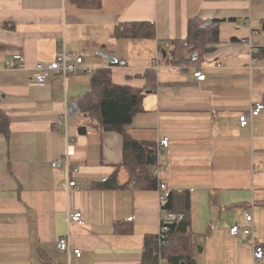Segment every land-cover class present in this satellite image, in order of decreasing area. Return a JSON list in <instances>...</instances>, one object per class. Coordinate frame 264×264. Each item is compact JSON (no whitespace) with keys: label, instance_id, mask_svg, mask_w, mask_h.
Returning a JSON list of instances; mask_svg holds the SVG:
<instances>
[{"label":"crops","instance_id":"obj_1","mask_svg":"<svg viewBox=\"0 0 264 264\" xmlns=\"http://www.w3.org/2000/svg\"><path fill=\"white\" fill-rule=\"evenodd\" d=\"M194 17L223 19L219 42L198 66L168 64L164 43L187 38ZM262 19L264 0H102L100 9L68 0H0V109L11 130L9 138L0 134V264H38L40 250L59 264H140L145 235L159 232L157 190L96 186L112 174L119 184L128 180L122 136L98 131L81 112L69 118V139L63 136L64 94L79 100L92 75L33 81L35 65L54 60L62 44L82 54L87 68H111L116 84L142 89L146 70H157L158 86L144 93L128 132L141 141L169 139L161 179L170 189H191L196 264H253L246 238L229 229L250 211L264 244V110L248 126L239 124L264 102V63L253 56L264 45ZM129 21L154 22L156 38L111 37L116 24ZM100 53L121 63L113 66ZM197 69L206 80L194 78ZM66 152L70 173L52 166ZM70 180L76 186L68 190ZM76 211L86 224L69 222ZM124 219L133 221V232L115 233L114 223ZM63 236L80 257L57 249Z\"/></svg>","mask_w":264,"mask_h":264},{"label":"trees","instance_id":"obj_2","mask_svg":"<svg viewBox=\"0 0 264 264\" xmlns=\"http://www.w3.org/2000/svg\"><path fill=\"white\" fill-rule=\"evenodd\" d=\"M80 9H100L102 0H68ZM223 19L194 17L188 20V36L164 43L169 54L168 64L198 66L210 47L220 40V26ZM264 31V19L260 21ZM4 27L12 28L5 23ZM111 37L120 39H155L156 25L152 21L119 22L111 32ZM4 47L0 46V49ZM254 58L264 63V45L257 48ZM121 62H114L113 66ZM91 88L79 98L80 112L88 125L100 132L113 131L122 136L123 161L129 178L119 184L115 174L96 184L100 189H127L131 191L157 190L159 182H164L154 175L157 162V143L133 138L128 127L137 113L143 111L142 99L148 90L154 91L158 86L157 70L149 68L144 73L146 84L138 89L114 83L111 68H98L91 73ZM0 134L10 137V117L0 109ZM212 203L218 201L212 197ZM163 214L174 213L177 220L166 224L164 243L159 236L147 233L140 264H159L158 251H161L170 264H196L192 222V192L189 188L170 189L161 207ZM133 221L118 220L114 223L117 234L133 232ZM38 264H59L44 251L39 252Z\"/></svg>","mask_w":264,"mask_h":264},{"label":"built area","instance_id":"obj_3","mask_svg":"<svg viewBox=\"0 0 264 264\" xmlns=\"http://www.w3.org/2000/svg\"><path fill=\"white\" fill-rule=\"evenodd\" d=\"M15 60L18 65L17 68H22L24 66L23 55L21 53L16 54ZM84 56L75 51L68 50L64 44L58 50L57 56L52 61L47 62H38L35 65V75L33 81L35 83H43L48 77H55L56 75H60L63 79H65L69 74L72 73H80V72H88L92 73L93 69L87 68L83 65ZM194 78L197 81H204L207 78V75L201 69H197L194 72ZM65 101V110L61 114L59 119L60 128L63 132V136L66 137V140L69 139L68 128H69V118L72 116H76L80 112V103L78 99L68 100L67 94H64ZM264 110V102H256L249 114L243 113L239 118V124L241 127L248 126L255 117L259 116ZM170 141L168 138L163 137L157 142V162L154 168V175L160 180L162 173V165H161V155L164 150L169 147ZM53 167H62L66 166L68 173H70V158L68 152L64 154L62 157H58L52 162ZM76 186L75 180H70L68 182V190ZM157 192L159 194V202L160 207L163 206L166 197L169 193V187L165 182H159ZM69 222H76L81 225L86 224V218L81 211L71 212L68 214ZM178 215L174 213L163 214L161 209V220H160V228L158 232L160 244L164 243V238L166 237L165 232L167 230L166 224L169 222H173L177 220ZM229 233L231 236H243L246 238L247 242L250 244L253 250V264H263L264 260V244L260 242L258 237L255 234V221L254 215L250 211H246L244 214V219L241 224L236 223L229 229ZM56 247L63 253H66L68 257L70 254H74L77 257L82 255V250L80 248H76L70 241V239L66 236L59 238L56 241ZM161 248L158 251V262L159 264H170L165 256L163 255ZM70 264V262H68Z\"/></svg>","mask_w":264,"mask_h":264},{"label":"water","instance_id":"obj_4","mask_svg":"<svg viewBox=\"0 0 264 264\" xmlns=\"http://www.w3.org/2000/svg\"><path fill=\"white\" fill-rule=\"evenodd\" d=\"M100 55L103 56L104 58H106V59H107L108 61H110V62H116V61H117L114 57H112V56H110V55H108V54L100 53ZM78 132H79L80 134H85V133H86V127H85V126L80 127V128L78 129Z\"/></svg>","mask_w":264,"mask_h":264},{"label":"rangeland","instance_id":"obj_5","mask_svg":"<svg viewBox=\"0 0 264 264\" xmlns=\"http://www.w3.org/2000/svg\"><path fill=\"white\" fill-rule=\"evenodd\" d=\"M80 114H82V112H81ZM79 116H80V115H79ZM81 116H82V117H85L83 114H82ZM81 116H80V117H81ZM85 119H86V118H85ZM76 121H78V120H76Z\"/></svg>","mask_w":264,"mask_h":264},{"label":"bare ground","instance_id":"obj_6","mask_svg":"<svg viewBox=\"0 0 264 264\" xmlns=\"http://www.w3.org/2000/svg\"><path fill=\"white\" fill-rule=\"evenodd\" d=\"M69 137V136H68ZM217 194V193H216Z\"/></svg>","mask_w":264,"mask_h":264}]
</instances>
